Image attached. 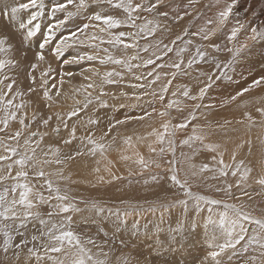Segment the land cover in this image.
Here are the masks:
<instances>
[{
	"label": "snow or ice",
	"instance_id": "1",
	"mask_svg": "<svg viewBox=\"0 0 264 264\" xmlns=\"http://www.w3.org/2000/svg\"><path fill=\"white\" fill-rule=\"evenodd\" d=\"M163 2L164 0H154V2L153 0H63V2L56 0L51 8L46 10L44 0H26V2L0 0V134H3L0 135V148L3 149L0 152V235L3 237L0 251L4 253L9 251L12 246L13 233L23 238L29 224H38L41 235L47 238V243L44 245V255L32 248L27 250L29 257H35L37 264H40L45 258L52 260V264H111L108 259L110 253L104 252L102 245L97 244L91 237H82L72 228V214L80 213L81 209L78 207L77 201L70 195V190L60 186V181L71 179L70 176L64 174V166L67 165L68 161L75 160L78 156H99L100 158L96 160L97 167L93 171L100 173L101 167L99 165L103 163V172L107 174L110 180L120 179L114 175L112 171L114 162L108 157L109 150L113 149L119 136V126L126 125L131 121L148 122L155 114L161 118L159 127L149 124L148 127H151V130L143 135L122 137V143L126 147L119 149L122 153L120 159L123 161L132 160V156L123 154L131 150L136 157L133 162L139 165L141 171L152 166L159 169L163 164H167L170 174L168 178L177 189V195H182L183 199L167 203L158 202L151 210L154 212L158 207L167 212L173 207L184 206V218L177 222L176 228L169 229V232L173 234L172 242H176L177 237L183 241L186 236L198 240L202 239L207 251L199 264H222L219 258L226 250H235L237 245L246 241L244 250L247 251L248 245H256L259 252V264H264V219H256L251 216L244 210L245 205L243 203L239 205L224 203L223 206L226 211L215 214V218L213 209L210 207L208 208L209 215L204 217L201 215L202 202L208 205H219L222 202L209 199L203 195L193 194L191 191L193 183L202 178L201 174L205 172L215 173L218 171L219 177H227L229 169H232L231 176L238 177L235 181L237 188L246 182L250 176L252 171L250 168H244L241 171L243 161H239L234 166L226 164L223 153L219 151L220 145L206 143L207 133L193 122L197 120L196 113L201 108L214 107L202 103L205 95L213 87L215 81L222 78L232 80L225 69L232 68L241 54L249 48V41L264 40V27L253 26L249 30L246 28L245 22L236 21L235 26L227 33V44L223 48L211 43V38L224 29L240 3V0H216V4L222 3L223 7L217 12L215 20H208L204 27L190 34L198 37L201 41H209V43L195 46L196 55L187 61V68L190 69L193 64L203 62L214 64L218 71L200 73V76L206 77V80L201 81L203 86L199 87L196 94H193L187 85H180L177 86L176 90H171L177 74L184 72L182 53L188 51L187 45L193 44V41L191 39L184 40L183 36L176 37V40L183 41L185 47L176 51V56L180 59L172 63H157L162 61L168 53L173 52L172 47L164 45L161 49L160 45L157 44L155 46L156 51L143 59L140 52H149V46L141 48L138 43V39H147L148 36L155 35L160 27L157 21L151 19L138 23L143 19L142 13H155L157 16L167 18V12L156 11ZM189 2L191 5H195L199 0H189ZM93 6L99 7L100 10L88 14L89 9ZM247 10L245 9V11ZM21 13H26V18ZM57 13H63V18L56 19ZM45 15L50 21L55 20V23H50L47 30L43 32V42L39 44L40 51L33 54V62V60H29L28 46L30 41L41 32V23L38 21ZM184 15H191V12H185ZM184 15L174 17V22L182 20ZM80 16H85L88 22L56 40L54 47L50 49V56L60 60L61 57H65L68 49L77 47H86L98 53L101 50V45L107 44L111 46V49L119 51L121 55H114L109 48L105 47L102 49L105 53L103 57L88 52L77 53L71 58L64 59L63 63L82 64L85 61H98L99 65L111 63L123 66L130 73L134 68L150 69L146 76L143 73L139 75L133 73V78L136 81L146 80V84L132 83L128 85L132 89L151 88L150 93L147 91L133 92L131 97L123 91L119 94L137 103L142 95L150 94L161 101L163 110L156 111L153 109V112H145L144 115L128 116L125 119H116L114 122L110 120L106 129L98 127L99 118L89 117L87 121L81 122L86 129L85 135L78 136L77 124L70 123L73 118L79 120L80 113L93 105L94 102H98L101 107H107V103L103 99L109 95L105 91V85H114L124 80V76L119 71L101 72L90 64L89 67L82 69L79 73L84 80L90 82L72 90L74 106L71 109L65 113L57 112L47 116L40 113V104H46L51 108L57 104L58 98L62 95L67 98L68 93L63 92V85L65 83L71 84V79L66 81L65 77L71 78L76 75L71 71L61 70L57 72L56 69L52 68L51 63L46 61L44 49L47 45L52 44L57 31L68 26L71 21ZM89 29L94 31L89 32ZM119 29H128L129 31H114ZM133 29L136 31H131ZM242 30L250 31V35H246L243 43H233L237 41L238 34ZM187 35L189 33L185 29L184 36ZM176 40L171 41V43L175 45ZM202 48H211L215 53L227 52L230 54V59L222 64L217 56L202 51ZM129 49L134 51L130 54ZM138 60L140 63H132ZM41 63H47L48 66L39 72V80H37L36 72L40 69ZM164 68L176 69L175 72L171 73L172 79H164V76L168 74L157 71V69ZM5 69L22 71L28 82L27 86H23V81L18 79V75H9ZM54 73L59 77L58 80L54 78ZM85 73H91V75H85ZM50 79L53 80L52 83H50ZM157 84H159V90L153 87ZM255 88H264V75L258 79H253L251 84L236 91L235 94L227 96L222 101V106L235 103L238 108L247 109L253 101L244 100L243 97ZM81 89L85 93L83 100L76 99L82 94ZM89 89L91 91H88ZM97 90L98 94H96ZM34 95L37 98L35 101L32 99ZM178 96H183L186 100L195 103L191 106L184 105L182 107L179 99L170 98ZM25 97L27 99H24ZM262 102H264V97L254 101L255 111L261 117L260 126L264 128V103ZM188 107L191 110L185 112V108ZM173 109L177 113L175 122L170 119ZM54 119L56 121L55 126L51 123ZM12 121L17 122L19 126L15 129L10 128ZM232 123L231 120H225L223 124H218L217 127L222 129ZM235 123H247V127L251 129V127L256 126L257 121L249 111L245 110L242 113V119L236 120ZM33 125L44 128L45 131H32ZM92 126H96L95 131H93ZM62 128L66 130V135H62L61 140L71 150L62 155L58 147H49L48 151L45 152L41 147L45 138L60 135ZM189 128H191V133H188ZM113 131H116L117 135H112ZM181 132L185 133V138L180 140L181 146H188L195 153L199 151L195 145H202L204 150L220 156V159L216 161L218 167L210 168L207 164L197 167V165L189 162L192 159L190 155H185L183 160L175 158L165 160L164 156L168 152H171L172 157H175L176 138ZM77 140H79L81 147L72 149L73 143ZM9 141H15V144H10ZM166 142L167 148L164 146ZM145 143L155 158L146 160L140 153L138 148ZM245 143L250 144L251 141L248 140ZM153 145H158V148ZM236 147L242 148L244 144H237ZM49 155H51V159L48 158ZM231 159L236 160L235 151L231 153ZM52 164L60 167L46 171L45 166ZM129 174L131 175V172ZM52 177H56V179L53 180ZM97 179L101 183L110 182V180L106 181L103 175L97 176ZM155 179L157 177H153V180ZM72 182L75 183V181ZM256 183L264 188V176L258 178ZM232 187L233 184L229 183L217 191H223L231 197ZM189 199L195 201L193 215L188 214ZM79 203L87 204L90 208L95 209L97 214L103 211V207L96 201L80 200ZM42 205L49 206L50 210L46 214L41 211ZM130 207L133 208V211H125V217L132 215L133 212L137 215L140 214L134 206ZM53 217H59V219L54 220ZM242 221L256 224L260 229V235L247 237V230ZM121 223H123L122 219ZM116 228L119 230V225ZM157 231H160L159 227H157ZM36 239L37 237L33 235L32 240L35 241ZM89 245L99 250L93 252L92 248L88 247ZM16 247L21 249L23 245L18 243ZM48 253L61 254L63 259L53 260ZM19 259L20 252L18 251L16 260L19 261ZM123 264H129V262L124 260ZM250 264H257V262L253 260Z\"/></svg>",
	"mask_w": 264,
	"mask_h": 264
},
{
	"label": "rangeland",
	"instance_id": "2",
	"mask_svg": "<svg viewBox=\"0 0 264 264\" xmlns=\"http://www.w3.org/2000/svg\"><path fill=\"white\" fill-rule=\"evenodd\" d=\"M14 2H26V0H14ZM46 10L50 9L56 0H44ZM52 2V3H51ZM63 2V0H60ZM154 2V0H153ZM250 5V7H249ZM223 4H216V0H199L195 5H191L189 0H164L163 4L156 10L157 12H167L168 17L157 16L155 13H142V20L138 23H143L144 20L157 21L160 27L157 29L155 35L148 36L147 39H138V43L141 48L149 46V52H140V56L146 59L153 51H156L155 46L160 45L163 49L164 45H168L173 48V52L168 53L162 61L157 63H172L178 61L180 57L176 56V51L185 47L182 40H176V37L183 36L184 40L191 39L193 44L187 45L188 51L182 53L184 65L182 68L184 72L178 73L173 80L171 90H176L177 86L187 85L193 94H196L199 87L203 86L201 81L206 80V77H201V72H217L214 64L199 63L193 64L189 69L187 68V61L196 55L195 46L197 44L207 45L209 41H201L198 37L190 35L197 32L200 28L207 24L208 20H215L217 12ZM245 9H248L245 11ZM100 8L93 6L89 9L88 14L93 11H99ZM185 12H191V15H184ZM254 13V15H253ZM26 18V13H21ZM184 15V18L179 22H174V17ZM63 13H57L56 19H62ZM236 21H242L246 23V28L250 30V27H264V0H240L237 8L234 10L233 15L230 17L229 22L221 32H218L211 38V43H215L223 48L227 44V33L235 26ZM41 32L34 37L28 46L29 60H33V54L40 51L39 43L43 42V26H48L50 23H55V20H49L47 15L41 18ZM85 16H80L71 21L68 26L60 29L55 34V39L52 44L47 45L44 49L46 61L50 62L52 68L57 72L61 70H72L73 67H77L80 70L87 68L93 62L85 61L82 64H64L63 60L71 58V56L77 53L88 52L90 54H98L103 57L105 53L103 48L107 47L112 51L114 55H121L119 51L111 49V46L104 44L101 45V50L96 53L92 49L86 47H77L68 49L65 57H61L60 60H56L50 56V49L54 47L56 40L61 36L68 35L71 30L76 27L87 23ZM48 23V25H46ZM47 28V27H45ZM187 29L189 35L184 36V31ZM129 31L128 29H119L114 31ZM93 29H89V32H93ZM131 31H136L133 29ZM246 35H250V31L245 32L242 30L237 37V41L233 43H243L246 39ZM40 40V41H39ZM176 40L175 45L171 41ZM40 42V43H41ZM39 43V44H40ZM99 43V41H96ZM249 48L246 49L232 65L231 69H225L228 76L232 77V80L220 79L213 83V87L209 89V92L205 95L202 101L205 105H213L212 108H201L197 113V120L194 124L199 125L207 133L206 143L219 144V151L223 153V159L228 165H235L239 161H243L244 168H250L252 171L248 180L241 184L239 188L235 186V181L238 177L231 176V170L229 169V175L227 177H219L218 171L202 173V178L197 179L191 188L193 194H199L208 197L209 199L220 200L222 203L219 205H208L201 203L202 213L201 215L206 217L209 215L208 208L213 209V214L226 211L224 203L239 205L243 203L245 205L244 210L250 213L256 219H264V188L256 183V180L261 176H264V128L260 126L261 117L255 111L254 101L260 97H264V88H255L250 93L245 94L244 100L253 101L247 109L238 108L235 103H229L222 106V101L230 94H235L236 91L247 87L252 83L253 79H258L261 75H264V40L257 39L252 42L249 41ZM53 45V46H52ZM231 46V45H229ZM34 47V48H33ZM202 51H207L213 56H217L219 61L223 64L230 59V54L227 52L215 53L211 48H202ZM134 50L129 49L131 54ZM96 62V61H94ZM132 63H140V61H133ZM111 64V63H110ZM113 65V64H112ZM47 63H41L40 69L37 70L36 76L39 80V72L47 67ZM115 66L109 71H119L124 76V80L114 84L105 85V91L109 93L108 96L103 97L107 103V107H101L98 102H94L87 109L80 113V118L77 120L75 117L70 123H76L78 127V136L85 135L86 129L82 125V121H87L89 117L99 118V128L106 129L108 122L115 121L116 119H125L128 116L144 115L145 112H153L163 110V105L158 98L152 95H142L140 101L137 103L134 100H129L126 97L120 96V92L128 93L131 97L133 92H151V88L145 89H132L128 87L132 83L146 84V80L136 81L133 78L134 74L143 73L147 75V71L150 69H133L132 73L128 72L126 68L120 65ZM117 67V68H116ZM120 68V69H119ZM151 68V66H150ZM9 75H18V79L23 81V86H27V80L24 73L18 70L5 69ZM157 71L167 73L164 79H172L171 73L175 72L174 68L157 69ZM187 74H184V73ZM54 78L57 80L59 77L54 73ZM78 83L80 77L75 78ZM98 80V79H97ZM79 81V83H80ZM53 80L50 79V83ZM88 83V81H85ZM84 82V83H85ZM86 83V84H87ZM82 84H78L76 88H80ZM84 85V84H83ZM69 87H66L69 89ZM156 90H159V84L154 85ZM126 88V90H125ZM88 91H91L89 89ZM68 93L70 100L64 99L62 95L58 98L57 104L49 108L46 104H40V113L42 115L54 114L57 112L65 113L67 110L74 106V100L72 99L73 92ZM81 95L76 99L83 100L84 90L81 89ZM98 94V90L97 93ZM71 95V96H70ZM95 95V94H94ZM171 99H179L181 106H191L193 101L186 100L183 96L170 97ZM24 99H27L25 97ZM32 99L35 101L37 98L34 95ZM264 103V102H262ZM131 104V106H129ZM59 107V109H56ZM65 107V108H64ZM61 109V110H60ZM57 110V111H56ZM191 108H185V112L190 111ZM247 110L251 113L254 119L257 121L256 126L249 129L247 123L237 124L236 120L242 119V113ZM65 111V112H64ZM30 113V112H29ZM31 114V113H30ZM29 114V115H30ZM177 113L175 109L172 110V119L176 120ZM225 120L233 121L232 124L226 125L224 128H218V124H223ZM55 126V119L51 122ZM161 118L153 115L152 119L148 122L131 121L126 125L119 126V136L116 144L112 150H109L108 157L114 162L112 171L114 175L120 177L117 180H110L106 173L103 172V163L99 165L101 167L100 173H95L93 169L97 167L96 160L100 157H93L91 155H82L76 157L75 160L68 161L64 166V174L70 176L71 179L67 181H60V186L67 187L70 190V195L77 201L78 207L81 209L80 213H74L73 215V230L82 237H91L97 244L103 246L104 252H109L108 259L111 264H123L124 260H127L129 264H199V261L206 254V246L202 239H195L193 237L186 236L182 241L179 237L176 238V242H172V233L169 229L177 227V222L184 218V206L179 205L171 208L169 211L164 212L158 208L156 211H152V207L159 203H167L177 199H183L182 195H177V189L172 185L169 177L168 166L163 164L161 168L155 166L150 167L147 170L141 171L139 165L135 164V156L131 150L124 152L123 154L132 156L133 159L129 161H123L120 159L121 151L126 146L122 143V137L126 135L145 134L151 130L148 127L150 124L154 127H159ZM19 125L17 122H10V128L15 129ZM93 131L96 130V126H92ZM32 131L44 132V128H39L37 125H33ZM188 133H191V128L188 129ZM98 134V133H97ZM3 135V134H0ZM66 135V130L61 129L60 135H52L50 138L46 137L41 147L45 152L48 148H59L61 154L68 153L71 149L66 147L61 136ZM112 135H117L116 131H113ZM185 138V133L181 132L176 138L175 157H172L171 152L165 154L164 159L175 158L177 160H183L185 155L192 156V164L200 165L207 164L210 168H217V160L220 159L216 153L208 152L203 149L202 145H195L199 151L193 153V149L188 146H181L180 140ZM111 139V137H109ZM250 140L251 143H245ZM135 142V140H134ZM10 144H15V141H9ZM86 143V142H85ZM244 144V147L237 148V144ZM158 148V145H153ZM167 148V142L164 145ZM79 140L75 141L72 145V149L80 148ZM22 150V149H21ZM138 150L144 156L146 160L155 158L152 153L149 152L147 144L140 145ZM3 149L0 148V152ZM236 152V160L231 159V153ZM131 154V155H130ZM215 157V159H214ZM51 159V155L48 157ZM75 164V165H74ZM80 165V166H79ZM60 167L58 165H46V171H52ZM47 168V169H46ZM80 169V170H78ZM131 172V175L129 174ZM105 176V180L110 182L101 183L97 176ZM216 178H213V177ZM153 177L157 179L153 180ZM87 178V179H86ZM53 180L56 177H52ZM72 181H75L73 183ZM86 181V182H85ZM147 181V183H145ZM233 184L232 195L229 197L223 191H217V189H223L227 184ZM47 195V192H45ZM80 200L92 202H98L103 211L97 214L95 209L90 208L87 204L79 203ZM55 203V201H52ZM195 201L188 200V214L193 215ZM134 206L139 215L133 212L132 215L124 216L125 211H133ZM48 205H42L41 211L46 214L49 211ZM119 217V218H118ZM54 220H58L59 217H53ZM121 219L123 223H121ZM244 227L247 230V237L260 235V229L256 224L242 221ZM119 225V230L116 226ZM135 225V227H134ZM159 227L160 231H157ZM238 230V229H237ZM35 235L37 239L32 240V236ZM3 243V237L0 235V245ZM23 245L21 249H17V244ZM47 243V238L41 235L40 226L38 224H29L26 234L23 238L18 234L13 233L12 246L7 253L0 251V264H37L35 257H29L28 249L32 248L38 251L41 255H44V245ZM246 241H242L240 245H237L236 249H228L219 258L222 264H250L255 260L259 264V252L256 245H248L247 251L244 250ZM93 252H97L99 249L89 245ZM20 252L19 261L16 260V253ZM53 260L63 259V256L58 253H48ZM7 257V259H5ZM40 264H52V260L45 258Z\"/></svg>",
	"mask_w": 264,
	"mask_h": 264
},
{
	"label": "bare ground",
	"instance_id": "3",
	"mask_svg": "<svg viewBox=\"0 0 264 264\" xmlns=\"http://www.w3.org/2000/svg\"><path fill=\"white\" fill-rule=\"evenodd\" d=\"M52 3V2H51ZM51 8V7H50ZM47 10H49V9H47ZM46 25H48V23L46 24ZM45 27H47V26H43V32L44 31H46L47 30V28H45ZM43 37V36H42ZM43 39V38H42ZM40 41V40H39ZM41 42V41H40ZM39 42V43H40ZM39 43H36V44H38L39 45ZM42 43V42H41ZM53 46V45H52ZM34 48V47H33ZM101 56V55H100ZM92 66H94V67H96V68H98L101 72H104V71H109V70H111V69H113L115 66H113L112 64H110V63H108V64H105V65H99V63H98V61H96V62H93L92 64H91ZM117 68V67H116ZM120 69V68H119ZM82 70V69H81ZM81 70L79 69V68H77V67H73L72 68V70H69V71H71V72H73V73H75L76 75H74L73 77H71V78H69V77H65V80L67 81V80H69V79H71V87L69 88V89H67L66 87H69L70 86V84L69 83H65L64 85H63V92H70V91H72L74 88H76V86H78V84H84V85H86V83L87 82H85L86 80H84L83 79V77L81 76V75H79V73L81 72ZM85 75H91V73H85ZM76 77H80V79H81V81H80V83H79V81H78V83L77 84H75V82H76V80H75V78ZM94 79H98V78H95L94 77ZM58 80V79H57ZM85 82V83H84ZM90 81H88V83H89ZM58 87H59V85H57ZM125 90H126V88H125ZM69 96V95H68ZM71 96V95H70ZM64 99H67V100H70L69 98H65L64 97ZM65 108V107H64ZM56 109H59V107H57ZM61 110V109H60ZM57 111V110H56ZM65 112V111H64ZM30 114V113H29ZM42 132V131H41ZM132 152V151H131ZM131 155V154H130ZM75 165V164H74ZM80 166V165H79ZM47 169V168H46ZM78 170H80V169H78ZM87 179V178H86ZM86 182V181H85Z\"/></svg>",
	"mask_w": 264,
	"mask_h": 264
}]
</instances>
